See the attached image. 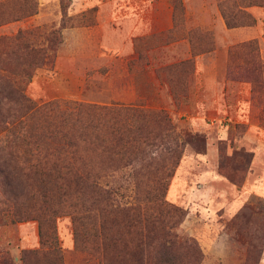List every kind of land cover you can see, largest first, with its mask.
Returning <instances> with one entry per match:
<instances>
[{
	"label": "trees",
	"instance_id": "obj_1",
	"mask_svg": "<svg viewBox=\"0 0 264 264\" xmlns=\"http://www.w3.org/2000/svg\"><path fill=\"white\" fill-rule=\"evenodd\" d=\"M7 1L0 6L17 5L22 10L32 7L31 11L13 21L39 13V0ZM242 1L245 0H228L219 4L231 29L256 23L246 11L249 6L264 8L263 0L246 4ZM229 4H234L240 11L230 14ZM60 5L64 9V0H60ZM174 6L176 16L183 19L182 0H174ZM91 13L95 17V9ZM239 13L251 21L240 20ZM94 22L95 19L85 26ZM73 27V24H61L58 33L62 35V43L64 29ZM54 35L46 36L43 45L28 43L10 47L18 58L13 60L15 69L2 59L3 50L8 46L0 37V226L21 222L34 215L39 222L42 246L41 250L24 252L21 264H65L56 227L57 218L65 213L72 216L77 248L78 241L95 230L84 228V220L94 222L97 215L110 220L111 228L104 244L91 248L101 264H192L189 260L197 259L199 251L191 240L182 238L175 231L185 217V211L157 194L153 197L152 207L140 201L137 193L135 203L121 204L113 190L105 188L102 180L109 176V172L118 171L120 165H130L128 161L136 164L144 152L143 146L155 143L166 147L173 144L171 151L174 154L170 160L174 157V163L164 168H176L186 146L196 139L205 141V137L178 132L165 109L136 105L98 106L82 102L63 108L60 101L43 105L35 103L26 95V87L49 52L54 51ZM193 51L197 52L195 44ZM18 53L23 60L16 56ZM237 59L242 61L240 67L247 65L245 55L237 54ZM190 66L194 69L193 60L161 68L157 70L158 77L167 72L166 81L175 92L173 80L185 79V73L178 72ZM151 137L153 141L149 144ZM231 140L228 138L224 142ZM223 144L222 141L219 147V171L229 182L240 187L247 176L239 181L236 174L246 173L250 166H229L222 155ZM244 157L250 164L253 155ZM69 207L75 210L69 212L66 210ZM0 264L17 263L4 257Z\"/></svg>",
	"mask_w": 264,
	"mask_h": 264
},
{
	"label": "rangeland",
	"instance_id": "obj_2",
	"mask_svg": "<svg viewBox=\"0 0 264 264\" xmlns=\"http://www.w3.org/2000/svg\"><path fill=\"white\" fill-rule=\"evenodd\" d=\"M224 1L227 2L228 0H217L218 6ZM253 1L261 2V0H245L242 3L246 4ZM6 2L9 1L5 0L0 4ZM72 6V0H64V9L61 8V5L58 8H53L54 6L50 5L37 15L18 21L13 20L31 11V6H27L23 10L17 5L0 6V37L4 39L3 43L8 46L3 50L2 59L11 64L10 68L15 69L13 60L18 59L12 53L16 51L10 47L28 43L43 45L46 36L55 33L53 36L54 51H50L44 64L35 70L31 82L26 87V95L38 105L60 101L63 108H68L76 102H82L98 106L131 107L136 105L147 109H165L175 127L177 128L176 125L181 127V131L177 128L178 132L203 135L205 141L196 139L186 146L183 157L176 168H164L174 163V157L172 161L170 160L174 154L171 151L173 144H168L166 147L155 143L151 146H143L144 152L140 154L136 164L128 161L130 165H120L121 168L116 172H109V176L105 177L102 183L105 188L113 190L121 204L131 205L133 202L135 203L137 193L140 201L148 204V207H152L153 197L157 194L168 203L185 211V217L177 225L175 231L182 238L191 240L195 245L194 248L199 251L197 259L191 258L189 260L192 264H260L264 254V204L247 205L231 220L219 216L217 225L220 227V237L218 240L210 242L208 238L200 240L197 237V228L202 221H194L197 216L191 218L190 208L179 203V200L176 199L180 197L177 195L181 194V188H186L188 185H196L197 187L206 182L203 177L205 174L210 176L211 172L217 171L223 178L221 179L223 182H229L219 171L221 160L219 147H221L222 141L224 143L222 155L229 166L236 164H240L243 168L250 166L246 173L238 172L236 174L237 180L243 181L251 169L253 160L252 158L248 164L244 156L246 154L253 155L255 146L243 139L249 125L236 123L233 119L229 121L230 117L227 116L225 119L216 122L215 125L209 121L210 126H195L187 117H180L179 112L181 110L188 111L190 115L200 114L201 110L195 106H190L191 100L208 97L205 95L190 96L187 93L190 77L195 71L191 66L187 67L185 71L178 72V74L185 73V79L176 78L172 82L177 95L172 90L170 93L166 89L159 88L158 91L153 87L143 88L146 94L142 96L130 94L129 88L126 87L125 78L120 77L125 73L123 70L125 62L118 61L116 63V67L121 68V71L115 69L111 72L110 70L115 64L105 58L94 57L92 53L95 46L79 45L78 35L62 44V35L58 33L61 24H73L75 25L74 28L87 27L85 25L95 19L91 13L93 9L78 15L72 13L70 9ZM253 6L258 5H251L248 8ZM248 8H246L247 12ZM229 10L230 14H236L240 11L239 8L234 7V4H229ZM239 17L240 20L247 21V23L251 21L242 13H239ZM193 37L197 52L211 49L213 41L209 32L198 30L193 34ZM15 38H17L16 41ZM156 41V39H150L148 42L153 44ZM237 54L246 56L247 65L240 67L241 63L239 64V62L242 61L237 59ZM233 55L229 67V79L252 84L254 93L251 98L252 105L247 112L248 118L251 123L260 126L258 132H262L264 135V64L259 58L258 47L252 42L240 49L239 52L235 50ZM16 56L23 60L20 53ZM190 70H194L193 73L187 74ZM156 75L159 76L157 72ZM160 75L161 77L158 78L167 83L166 78L169 74L162 72ZM141 76L142 74L138 73L139 79ZM231 99L234 100V98ZM214 113L205 111L201 115L209 116ZM222 117L221 115L220 118ZM222 130L229 132L231 141L224 142L225 140L221 139ZM152 141L153 138L151 137L149 144ZM141 165L145 167L142 168ZM104 206L99 205L98 207ZM66 210L72 212L75 209L69 207ZM197 214L199 215L200 212ZM83 224L84 228H95V230L83 236L82 241H78L79 248H77L72 216L65 213L57 218V235L65 264H101L91 248L97 247L98 244L101 247L104 244L111 228L110 220L107 217L97 215L94 222L84 220ZM79 229L82 230L81 227ZM222 230L229 235L226 240L221 238ZM41 249L39 222L34 219V215L21 222L0 226V260L9 257L13 262L21 264L24 252Z\"/></svg>",
	"mask_w": 264,
	"mask_h": 264
},
{
	"label": "crops",
	"instance_id": "obj_3",
	"mask_svg": "<svg viewBox=\"0 0 264 264\" xmlns=\"http://www.w3.org/2000/svg\"><path fill=\"white\" fill-rule=\"evenodd\" d=\"M72 1L70 9L73 14H84L95 9V22L87 27L64 29L62 44L78 35L79 45L95 46L94 57L105 58L115 64L111 72L115 69L121 71L116 63L125 62L122 68L125 73L120 77L125 78L130 94L142 96L146 94L143 88L148 87L170 92L169 84L156 75L157 70L193 60L195 71L190 77L187 93L190 96L208 97L191 100L190 106L201 110L200 114L190 115L188 111L181 110L180 117H187L195 126L215 125L227 116L230 117L229 121L233 119L236 123L249 125L243 139L256 148L254 146L252 166L243 185L239 187L223 182L215 171L210 176L205 174L203 179L206 182L197 187L188 185L181 188V194L177 195L180 197L176 198L190 208L191 218L197 216L194 221H202L197 228V237L200 240L208 238L210 242L218 240L219 216L231 220L247 205L264 204V135L258 132L259 125L250 122L247 113L252 105V84L229 79L231 56L235 50L240 51L251 42L257 45L259 58L264 64V8H248L256 20L254 25L231 29L217 0H182L183 19L176 16L174 0ZM50 5L58 8L60 0H39V12ZM195 30L209 32L213 41L211 49L193 51ZM150 39L157 41L150 44ZM138 73L142 74L140 79ZM205 111L215 113L211 114L213 116L201 115ZM176 126L181 131V127ZM221 134L222 140L229 138L228 131L222 130ZM222 231L221 238L226 240L229 235ZM260 264H264V254Z\"/></svg>",
	"mask_w": 264,
	"mask_h": 264
}]
</instances>
